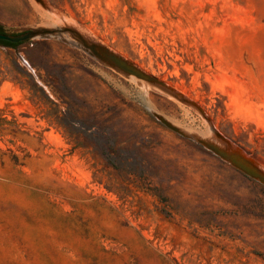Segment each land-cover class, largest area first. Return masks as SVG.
Wrapping results in <instances>:
<instances>
[{
	"label": "rangeland",
	"instance_id": "1",
	"mask_svg": "<svg viewBox=\"0 0 264 264\" xmlns=\"http://www.w3.org/2000/svg\"><path fill=\"white\" fill-rule=\"evenodd\" d=\"M0 25L57 30L0 42V264H264V184L158 118L264 169V0H0Z\"/></svg>",
	"mask_w": 264,
	"mask_h": 264
},
{
	"label": "water",
	"instance_id": "2",
	"mask_svg": "<svg viewBox=\"0 0 264 264\" xmlns=\"http://www.w3.org/2000/svg\"><path fill=\"white\" fill-rule=\"evenodd\" d=\"M62 30L68 31L70 35L75 38L86 51L105 64L160 87L179 101L196 108L202 115H205L203 108L197 104L196 101L186 97L182 92L170 86L165 81L146 72L134 62L125 58L123 55L115 52L100 42L88 38L73 27L65 26L62 28ZM56 32V29L39 26L34 28H26L17 34L0 32V40L18 43L32 39L34 37L50 35ZM158 118L167 128L193 139L246 175L264 184V169L261 168L257 161L248 155L239 145L224 136L222 133L217 131L214 132L216 140L204 138L196 134H188L184 132L162 116H158Z\"/></svg>",
	"mask_w": 264,
	"mask_h": 264
},
{
	"label": "bare ground",
	"instance_id": "3",
	"mask_svg": "<svg viewBox=\"0 0 264 264\" xmlns=\"http://www.w3.org/2000/svg\"><path fill=\"white\" fill-rule=\"evenodd\" d=\"M38 2V1H37ZM40 4V3H39ZM39 4H37V5H39ZM36 7H38V6H36ZM44 9V8H43ZM38 10H40V8L38 9ZM42 11H45V9L44 10H42ZM40 12V11H39ZM47 12V10L45 11V13ZM41 13V12H40ZM43 15V14H42ZM45 16H49V14L48 15H45ZM44 16V17H45ZM52 16V15H51ZM53 18V17H52ZM50 19H51V17H50ZM51 21H53V19L51 20ZM57 21V20H56ZM165 118H167V117H165ZM167 119H169V118H167ZM170 121V120H169ZM171 121H174L173 119L171 120ZM175 123V122H174ZM173 123V124H174ZM175 124H177V122L175 123ZM181 125H183V124H180L179 126H181ZM186 125V124H185ZM185 125H183V127H185V128H183V129H186L188 132L190 131V132H196L197 134H199L200 136H202V137H204V138H208L209 137V135H210V132H209V130H208V127H207V129H196L195 127H192V126H189V125H187V126H185ZM178 126V125H177ZM210 138V137H209ZM214 139V138H213Z\"/></svg>",
	"mask_w": 264,
	"mask_h": 264
},
{
	"label": "trees",
	"instance_id": "4",
	"mask_svg": "<svg viewBox=\"0 0 264 264\" xmlns=\"http://www.w3.org/2000/svg\"><path fill=\"white\" fill-rule=\"evenodd\" d=\"M0 32H5L1 25H0ZM0 42L6 46H10V47H16L19 43L21 42H18V43H15V42H10V41H6V40H0Z\"/></svg>",
	"mask_w": 264,
	"mask_h": 264
}]
</instances>
